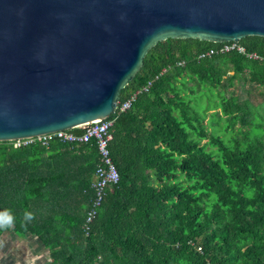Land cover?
<instances>
[{
	"label": "trees",
	"instance_id": "1",
	"mask_svg": "<svg viewBox=\"0 0 264 264\" xmlns=\"http://www.w3.org/2000/svg\"><path fill=\"white\" fill-rule=\"evenodd\" d=\"M220 45L167 38L148 51L119 104L148 91L112 127L120 181L87 237L95 144L0 142V213L15 218L0 237L34 236L44 264H264V62L199 59ZM238 45L264 57V36Z\"/></svg>",
	"mask_w": 264,
	"mask_h": 264
},
{
	"label": "water",
	"instance_id": "2",
	"mask_svg": "<svg viewBox=\"0 0 264 264\" xmlns=\"http://www.w3.org/2000/svg\"><path fill=\"white\" fill-rule=\"evenodd\" d=\"M264 36V0H0V142L111 117L167 38Z\"/></svg>",
	"mask_w": 264,
	"mask_h": 264
},
{
	"label": "built area",
	"instance_id": "3",
	"mask_svg": "<svg viewBox=\"0 0 264 264\" xmlns=\"http://www.w3.org/2000/svg\"><path fill=\"white\" fill-rule=\"evenodd\" d=\"M229 51H237L239 54L244 55L248 59L264 62V57H261L255 53H248L246 52L244 47L234 42L222 43L217 51L209 50L205 54L200 55L199 59L210 57L215 53H227ZM148 86H150V84H148ZM142 91L147 92L148 87L142 89L139 92L133 93L125 102L119 104L111 117L103 120L89 122L73 128V130H79V134L73 133L72 129H64L55 131V133L51 134H44L33 138L11 141L14 149H20L21 147L29 146L35 143H38L44 148H47L49 143L54 140H57L64 145H70L71 147L88 143L95 144L98 158L97 162H95L92 181L90 184L92 197L90 199V203L88 205V209L82 225V230L86 237L89 235L92 222L94 221L97 212L99 211L101 203H103L105 199L106 191L115 188L120 181L119 173L112 161L108 148L109 143L112 140V127L116 118L120 114L130 110L132 104L136 101L137 96Z\"/></svg>",
	"mask_w": 264,
	"mask_h": 264
},
{
	"label": "crops",
	"instance_id": "4",
	"mask_svg": "<svg viewBox=\"0 0 264 264\" xmlns=\"http://www.w3.org/2000/svg\"><path fill=\"white\" fill-rule=\"evenodd\" d=\"M46 150H49V146ZM48 158V153L39 156L42 161ZM22 235L7 232L0 237V264H44L49 260L48 252L34 236L27 233Z\"/></svg>",
	"mask_w": 264,
	"mask_h": 264
},
{
	"label": "clouds",
	"instance_id": "5",
	"mask_svg": "<svg viewBox=\"0 0 264 264\" xmlns=\"http://www.w3.org/2000/svg\"><path fill=\"white\" fill-rule=\"evenodd\" d=\"M25 219L30 220L32 216L30 213L25 214ZM15 223V218L10 212L0 213V231H6L13 227Z\"/></svg>",
	"mask_w": 264,
	"mask_h": 264
},
{
	"label": "rangeland",
	"instance_id": "6",
	"mask_svg": "<svg viewBox=\"0 0 264 264\" xmlns=\"http://www.w3.org/2000/svg\"><path fill=\"white\" fill-rule=\"evenodd\" d=\"M247 88H248V89H252V87H250V85H248ZM230 90H231L232 92H237V91H238V87H237V85L234 86L233 88H231ZM197 103H198L199 107H202V106L205 105L204 102H202V101H198ZM206 121H207V120L205 119L204 123H206ZM205 143H206V142H203L202 144H205Z\"/></svg>",
	"mask_w": 264,
	"mask_h": 264
}]
</instances>
